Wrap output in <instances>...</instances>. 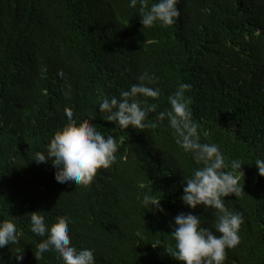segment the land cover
I'll list each match as a JSON object with an SVG mask.
<instances>
[{"label": "trees", "instance_id": "1", "mask_svg": "<svg viewBox=\"0 0 264 264\" xmlns=\"http://www.w3.org/2000/svg\"><path fill=\"white\" fill-rule=\"evenodd\" d=\"M177 7L175 24L144 27L139 0L136 7L0 0V220H13L20 233V244L0 248L4 264H18L21 246L22 264H59L54 252L34 256L46 238L30 230L34 211L49 225L70 219L71 243L94 249L96 264H182L168 250L174 217L192 212L213 228L216 210L183 204V176L199 165L177 145L167 118L156 120L180 82L192 85L186 96L201 142L218 144L226 163H243L245 193L225 197L230 211L242 213L241 239L224 264H264V177L254 164L264 159V0H179ZM144 72L161 90L146 127L105 120L100 97L119 96ZM66 109L120 143L113 164L86 186L61 184L50 161L32 160L67 123ZM146 193L161 198L162 211L145 208Z\"/></svg>", "mask_w": 264, "mask_h": 264}, {"label": "clouds", "instance_id": "2", "mask_svg": "<svg viewBox=\"0 0 264 264\" xmlns=\"http://www.w3.org/2000/svg\"><path fill=\"white\" fill-rule=\"evenodd\" d=\"M137 3L138 0H130L131 7H136ZM178 3L179 0H155L149 6L148 0H139L142 25L151 27L157 22L161 26L175 24L181 14ZM59 74L63 76L62 71ZM138 79L140 82L132 84L129 89H121L119 96L100 97L98 108L99 112L105 113L103 118L124 130L129 126L144 129L149 114L158 108L156 101L161 96V90L150 86L156 83L158 77L144 72ZM191 88L190 83L180 82L177 90L168 96L170 108L160 111L156 120L162 122L167 118L177 145L199 165L189 175L183 176L185 183L181 201L191 209L203 206L206 211L216 210V219L213 230L202 226L200 216L192 212L179 213L170 225L174 246L169 245L168 250L182 264H224L227 250L235 248L241 239L242 213L230 211L225 205V197L245 193L240 184L244 179L240 171L243 163L238 159L226 163L218 144L201 142L200 126L193 120L189 107L191 98L186 96V91ZM65 111L67 123L54 132L46 151L36 152L32 160L37 163L50 161L55 168L54 178L61 184L86 186L92 182L98 169H107L113 164L120 143L115 136L104 135L95 124H78L74 112L70 109ZM203 135L207 136V133ZM254 164L258 174L264 177V159H257ZM160 201L161 198L147 193L142 198L146 209L155 206V210L162 211ZM41 212H31L29 217L31 232L40 237L46 236L36 245V259H43L45 252H54L59 264H96L94 249H78L71 243L70 219L57 217L49 225ZM19 237L13 220H0V248L20 244ZM14 253L15 260L22 264V246ZM0 264L4 261L0 260Z\"/></svg>", "mask_w": 264, "mask_h": 264}]
</instances>
